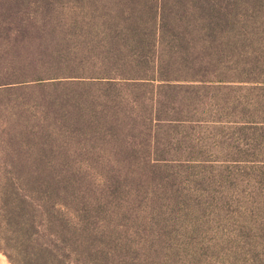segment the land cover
I'll list each match as a JSON object with an SVG mask.
<instances>
[{
	"label": "rangeland",
	"instance_id": "obj_1",
	"mask_svg": "<svg viewBox=\"0 0 264 264\" xmlns=\"http://www.w3.org/2000/svg\"><path fill=\"white\" fill-rule=\"evenodd\" d=\"M47 1L24 9L60 14V33L49 41L63 47V58L81 65L74 72L77 77L103 80L135 69L127 49L120 48V56L113 50L118 48L120 32L137 29L125 19L141 14L148 0ZM183 1L190 16L198 15L207 3L232 8L243 17L264 15V0ZM168 3L170 10L183 12L181 0ZM255 33L252 39L258 37L264 44V34ZM237 34L240 41L247 38L242 30ZM225 40L217 42L219 48ZM238 46L239 53L250 48L240 42ZM251 47L264 50L255 42ZM207 73L210 79L238 74L214 73L211 68ZM79 92L85 96L81 101L77 97L74 108L70 91L61 93V122L47 118L46 102L40 100L53 93H22L21 110L9 109L15 98H0V194L28 197L33 234L54 246L62 264H264V127L241 123L246 115L264 109V103L244 102L235 109L230 105L234 100L254 101L255 94L215 89L203 95L190 93L185 99L174 95L172 101L182 105L174 103L175 114L169 116L182 117L179 121L151 122L143 114L136 129L127 130L111 122L93 129L71 122L70 116L72 120L84 111V100L97 96L99 89ZM115 94L127 100L126 90ZM129 95L142 98L143 110L151 103L148 98L157 97L154 90L151 95L143 91ZM205 95L210 98L203 103ZM43 115L45 121L39 123ZM103 131L109 136H101ZM106 174L114 182L105 185L101 177ZM16 175L25 181L30 178L25 191L15 182ZM60 175L80 182L82 186L70 188L80 202L67 205L55 191L49 216L32 213L33 206L43 203L39 197L53 191L54 176ZM5 214L0 206V264H10L1 252L8 251L4 243L12 232L3 224ZM83 232L89 247L76 244L84 234L75 233Z\"/></svg>",
	"mask_w": 264,
	"mask_h": 264
},
{
	"label": "trees",
	"instance_id": "obj_2",
	"mask_svg": "<svg viewBox=\"0 0 264 264\" xmlns=\"http://www.w3.org/2000/svg\"><path fill=\"white\" fill-rule=\"evenodd\" d=\"M181 1L182 13L170 10L167 7L168 0H148L142 5L141 14L137 17L128 16L125 22L135 24L133 26L137 29L120 32L121 36L116 41L118 48L113 52L120 56V48L121 52L127 49L126 52L131 55L130 62L135 64V69H130L129 75L120 73L103 80L99 78L92 80L93 78L77 77L74 72L81 65L63 58L61 52L63 47L49 41L60 33L58 26L63 22L60 14L27 12L24 9L26 6L49 4V1L0 0V98L2 96L15 98L9 109L21 110L24 108L21 100L23 97L20 98L22 93L28 91L38 94L53 93L49 96L41 95V103L46 102L47 106L44 110L50 115L49 117L43 115L38 121L43 123L47 116L50 120L61 122L63 120L60 112L63 102L61 93L64 90L72 94L71 105L74 108L73 104L77 97L81 101L85 96L83 92H79L80 90L99 89V92H96L97 96L93 95L89 100H84L85 107L81 109L84 111L78 115L74 114L72 120L70 116L69 120L90 129L96 126L105 128L110 126L111 122L113 126L123 125L127 130H132L136 129L138 119L143 118V114L146 120L151 122L179 121L182 117L174 115L173 105L174 103L182 105V102L172 101L174 95L185 99L190 93L199 95L201 85L223 83L228 80L223 77L210 79L207 75L210 68L214 73H220V70L235 71L238 73L234 75L237 77L235 79L241 82L264 83V50L253 51L251 47L254 42L261 47L264 45L257 36L256 39H252L256 35L255 32L260 31L264 34V15L243 17L232 8L226 10L207 3L198 10L200 11L198 15L196 13L190 16L187 15L186 3ZM227 5L232 6L231 2ZM106 18L110 17L107 15ZM243 28L251 29L246 31L247 29ZM241 30L247 36L242 41L237 34V31ZM222 38L226 40L223 41L222 48H219L217 42ZM239 42L244 48L250 47L248 52H238ZM195 46L200 47L196 50ZM241 74L244 77H240ZM193 83L200 85L195 86ZM153 84H156V87ZM120 90L127 91L126 101L114 95ZM153 90L156 91L157 97L154 100L147 99L151 103L146 111L143 110L145 105L141 97L136 96L132 99V95H129L132 91H143L151 95ZM184 108L188 110V105L184 104ZM50 109L53 111H49ZM171 113L174 114L169 116ZM109 133L103 131L100 135L108 137ZM127 138L131 140L130 137ZM101 178L105 185L114 182L110 174ZM29 179L25 181L23 177L21 179L15 176V182L19 181V186L23 187L22 191H25L24 183ZM53 181L55 183L53 191L39 197L43 203L33 206L32 213L49 216L51 195L55 191L58 192V196L60 194L63 196L67 205L80 202V199L70 192L71 185L82 186L77 179L70 175H60L54 176ZM0 197L2 198L0 206L6 210V220L3 224L9 233L12 228L10 236H6L4 243L8 251H1L9 263L62 264L61 256L54 246L48 241L47 243L39 241L33 234L25 200L28 197L25 194L8 192L4 195L2 192ZM75 234H79L78 237L84 234L83 239L76 240L77 245L89 247L87 245L90 239L87 233ZM48 237L54 239L53 233H48ZM56 237L60 239V233ZM81 257L79 254V258ZM90 263L91 261H85L83 264Z\"/></svg>",
	"mask_w": 264,
	"mask_h": 264
},
{
	"label": "crops",
	"instance_id": "obj_3",
	"mask_svg": "<svg viewBox=\"0 0 264 264\" xmlns=\"http://www.w3.org/2000/svg\"><path fill=\"white\" fill-rule=\"evenodd\" d=\"M224 78H227L228 80L223 83H215V84H206L201 85V91L200 94L210 93L211 90L220 89L223 90H233L234 92H248L256 95V98L254 101H231L230 105L235 109L237 107H240L244 102L247 104H260L264 103V83H255V82H241L239 80H236L233 76H227L224 75ZM230 78H233L230 79ZM192 85L198 86L200 84L193 83ZM210 98V95H205L202 98V102L205 103ZM250 106V105H249ZM249 114V113H248ZM241 123L245 125H250L257 128H263L264 127V109H259L256 112L250 113V115H246V119H242Z\"/></svg>",
	"mask_w": 264,
	"mask_h": 264
}]
</instances>
